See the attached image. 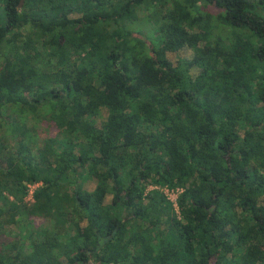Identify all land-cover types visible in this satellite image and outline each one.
Listing matches in <instances>:
<instances>
[{
	"label": "trees",
	"instance_id": "1",
	"mask_svg": "<svg viewBox=\"0 0 264 264\" xmlns=\"http://www.w3.org/2000/svg\"><path fill=\"white\" fill-rule=\"evenodd\" d=\"M0 2V264H264V0Z\"/></svg>",
	"mask_w": 264,
	"mask_h": 264
},
{
	"label": "rangeland",
	"instance_id": "2",
	"mask_svg": "<svg viewBox=\"0 0 264 264\" xmlns=\"http://www.w3.org/2000/svg\"><path fill=\"white\" fill-rule=\"evenodd\" d=\"M1 8H3L2 2H0V13L1 12L3 13ZM148 12L150 13V12H152V10L150 9ZM148 12L146 10L139 11L137 18L134 21H131V26L135 32L139 33L141 39L143 41H145V43H152L156 37L155 31H154L155 27L153 25L152 20L149 17ZM2 18H3V20H5V16H2ZM224 40H227V38L225 37ZM191 54H192L191 51L184 50V51H181L179 54L172 55V57H173V59H175V57L177 59V57H183V56L184 57H190ZM72 60L76 61L77 57L73 55ZM4 62H5V59H3L0 63V71L4 67L3 66ZM40 136L45 137V135H43L42 133H40ZM6 139H7V141H10V142L13 141V139H9L8 137ZM39 187H40V185H38V184H29L28 185V195L25 199V201L28 204H32L34 202V198L31 195V193L35 192ZM87 188L89 190H93L95 188V183L91 182L87 186ZM161 191L166 195V197L170 201H172L176 205L178 196L181 193L180 190H164V188H161ZM1 205H2V203L0 202V206ZM44 225L45 224L42 225V221L39 219L38 220L36 219L34 222H31V223H26L22 227H18V226L13 225V224L7 225L4 229L5 233H4V236H2L1 240L3 239V237L6 236V239L5 238L4 239L7 241H3V242H5L4 243L5 246H7V245L9 246V248H7L9 251H13V252L17 251L19 246L22 244V245H25V247H26L25 249L27 251L31 252V250H30L31 243L37 239V234H36L37 231L45 228ZM3 242H1V243H3Z\"/></svg>",
	"mask_w": 264,
	"mask_h": 264
},
{
	"label": "built area",
	"instance_id": "3",
	"mask_svg": "<svg viewBox=\"0 0 264 264\" xmlns=\"http://www.w3.org/2000/svg\"><path fill=\"white\" fill-rule=\"evenodd\" d=\"M164 190H169V189L164 188ZM180 192H181V190H180ZM31 195L34 196V192H32ZM174 205H175V204H174ZM175 207L177 208V203H176Z\"/></svg>",
	"mask_w": 264,
	"mask_h": 264
},
{
	"label": "water",
	"instance_id": "4",
	"mask_svg": "<svg viewBox=\"0 0 264 264\" xmlns=\"http://www.w3.org/2000/svg\"><path fill=\"white\" fill-rule=\"evenodd\" d=\"M23 3H24V0H21V5L20 6H22Z\"/></svg>",
	"mask_w": 264,
	"mask_h": 264
}]
</instances>
